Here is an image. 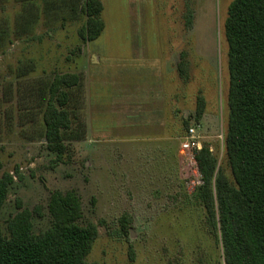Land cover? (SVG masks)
<instances>
[{
  "label": "rangeland",
  "instance_id": "374dc122",
  "mask_svg": "<svg viewBox=\"0 0 264 264\" xmlns=\"http://www.w3.org/2000/svg\"><path fill=\"white\" fill-rule=\"evenodd\" d=\"M101 1L104 31L83 43L78 31L85 19L40 24L32 40L8 36L19 6L0 0V178L10 173L16 181L0 222L28 209L43 216L34 215L36 231L46 229L52 193L75 191L82 223H94L99 232L89 263L223 264L204 210L192 199L196 190L188 191L195 169L181 152V139L194 128L202 146L226 165L230 75L224 23L233 0ZM182 55L186 77L178 68ZM20 71L28 72L25 78ZM62 73L84 76L89 133L58 162L43 142L23 132L29 127L19 123V92ZM164 93L173 98L174 113L178 101L179 136L160 157L150 142L130 143L151 134L141 125L145 110L125 117L122 99L130 95L140 106L147 95ZM199 98L206 109L197 123Z\"/></svg>",
  "mask_w": 264,
  "mask_h": 264
},
{
  "label": "trees",
  "instance_id": "16d2710c",
  "mask_svg": "<svg viewBox=\"0 0 264 264\" xmlns=\"http://www.w3.org/2000/svg\"><path fill=\"white\" fill-rule=\"evenodd\" d=\"M14 1L19 11L7 32L17 40H32L36 27L54 22L64 25L85 19L78 31L83 43L97 40L105 28L101 0ZM192 24L190 14L188 26ZM224 36L230 75L226 165L204 144L196 156L204 183L192 199L204 210L208 233L223 264H264V0H233ZM187 64L182 55L178 68L185 77ZM27 74L20 71L18 77ZM19 95V123L29 127L23 132L32 141L43 142L58 162L70 153L73 143L86 140L84 76H44L27 83ZM205 109V101L199 98L197 123ZM15 185L10 173L0 178V213ZM47 211L50 225L40 231L34 222V215L43 217L39 211L24 209L0 222V264H100L87 261L99 232L94 223H82L80 196L75 191H56Z\"/></svg>",
  "mask_w": 264,
  "mask_h": 264
},
{
  "label": "crops",
  "instance_id": "0c3cea01",
  "mask_svg": "<svg viewBox=\"0 0 264 264\" xmlns=\"http://www.w3.org/2000/svg\"><path fill=\"white\" fill-rule=\"evenodd\" d=\"M162 99V100H161ZM163 99L166 101L164 104ZM146 102V103H143ZM178 101H175V113L173 98L164 93V97L155 95H147L144 100H139L132 96L125 95L122 99V106H124V116L130 117L138 109V112L145 110V114L141 118H148L147 121L142 122L141 125L151 134L146 139L130 138L132 142H150L159 153L160 157L168 154L169 149L178 143L176 141L179 136V117L174 121V114H178ZM161 103V104H160ZM136 114V113H135ZM129 122L127 121V124ZM179 141V139H178Z\"/></svg>",
  "mask_w": 264,
  "mask_h": 264
},
{
  "label": "built area",
  "instance_id": "2783aa9c",
  "mask_svg": "<svg viewBox=\"0 0 264 264\" xmlns=\"http://www.w3.org/2000/svg\"><path fill=\"white\" fill-rule=\"evenodd\" d=\"M181 141V152L182 154L189 157L190 163L194 166L195 169L194 178L189 179L188 181V191L192 193L199 187H201L204 183L196 159V156L202 150L203 146L200 141V137L197 136L196 130L194 128H190L187 131L186 135L182 137Z\"/></svg>",
  "mask_w": 264,
  "mask_h": 264
}]
</instances>
